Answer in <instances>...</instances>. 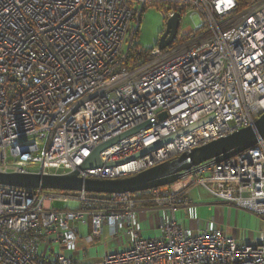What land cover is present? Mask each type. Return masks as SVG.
Listing matches in <instances>:
<instances>
[{
	"label": "built area",
	"instance_id": "2783aa9c",
	"mask_svg": "<svg viewBox=\"0 0 264 264\" xmlns=\"http://www.w3.org/2000/svg\"><path fill=\"white\" fill-rule=\"evenodd\" d=\"M151 1L0 0V172L64 174L143 122L151 125L104 151L103 161L205 121L147 156L80 174L127 177L254 126L264 113V0H160L172 4L161 8L165 22L180 13L181 25L191 13L195 26L148 49L139 33ZM179 182L111 194L0 184V264H264V241L238 243L186 219L191 211L199 225L188 192L200 186L264 220V138ZM149 211L158 217L155 237L142 235ZM107 231L116 249L81 261L89 253L78 241L93 244Z\"/></svg>",
	"mask_w": 264,
	"mask_h": 264
},
{
	"label": "water",
	"instance_id": "95a60500",
	"mask_svg": "<svg viewBox=\"0 0 264 264\" xmlns=\"http://www.w3.org/2000/svg\"><path fill=\"white\" fill-rule=\"evenodd\" d=\"M180 25V13H176L165 22V28L159 38V47L170 46L177 36ZM166 113L161 114L165 119ZM205 121L197 125L180 130L170 136L144 147L142 150L128 157L104 162L102 153L117 143L130 138L148 128L151 123L143 122L135 127L115 135L97 146L90 155L73 171L64 174H38V173H2L0 172V184L28 189L61 190V191H86L90 193H137L153 188L172 185L180 180L183 172L198 166L209 160L217 163L237 156L239 153L256 145L259 138H264V113L255 121L254 126H248L233 134L214 139L206 144L183 152L175 158L163 161L155 166L140 171L134 175L119 178H92L81 176V172L103 167H116L120 164L136 160L161 149L174 139L197 128Z\"/></svg>",
	"mask_w": 264,
	"mask_h": 264
},
{
	"label": "crops",
	"instance_id": "0c3cea01",
	"mask_svg": "<svg viewBox=\"0 0 264 264\" xmlns=\"http://www.w3.org/2000/svg\"><path fill=\"white\" fill-rule=\"evenodd\" d=\"M178 189L181 183L171 185ZM201 190L206 194V198H198ZM189 198L197 204L195 210L200 222L193 219L191 211L186 214L188 225L194 228H221L228 236L236 238L238 243L264 241V220L244 209L227 205L212 197L200 186H193L188 192ZM145 207H139L138 211L143 214ZM142 235L145 237H155L158 235V217L154 213L148 214L147 218L142 216Z\"/></svg>",
	"mask_w": 264,
	"mask_h": 264
},
{
	"label": "rangeland",
	"instance_id": "374dc122",
	"mask_svg": "<svg viewBox=\"0 0 264 264\" xmlns=\"http://www.w3.org/2000/svg\"><path fill=\"white\" fill-rule=\"evenodd\" d=\"M161 7L159 8L156 5L148 6L147 10L145 11L142 21L140 23V33H139V42L144 48L152 49L159 46V38L161 33L165 28V19L162 14ZM195 26V20L193 19L191 13L184 15L181 21V25L179 30H184L189 27ZM179 182V181H178ZM178 182L174 183V185L178 184ZM198 198H206V194L203 190L198 194ZM77 205L76 202H61L55 201L52 206L54 208L63 209L68 206H75ZM107 235H104L103 238L99 241H96L93 244L83 243V241H78V248L79 249H86L89 253V258L85 260L83 256H81V261L84 263L94 262L101 257L103 254L102 249H105L107 252H113L116 249L114 238L110 233L107 231ZM121 244L125 248L127 245V239L125 236L121 237ZM92 247V251L89 248ZM99 250V252H97Z\"/></svg>",
	"mask_w": 264,
	"mask_h": 264
},
{
	"label": "trees",
	"instance_id": "16d2710c",
	"mask_svg": "<svg viewBox=\"0 0 264 264\" xmlns=\"http://www.w3.org/2000/svg\"><path fill=\"white\" fill-rule=\"evenodd\" d=\"M247 0H239V2L242 4V5H244L245 4V2H246ZM150 5H156V6H158L159 8L161 7H171V3H169V2H165V1H160V0H154V1H151L150 2V4L148 5V6H150ZM144 193V192H143Z\"/></svg>",
	"mask_w": 264,
	"mask_h": 264
}]
</instances>
